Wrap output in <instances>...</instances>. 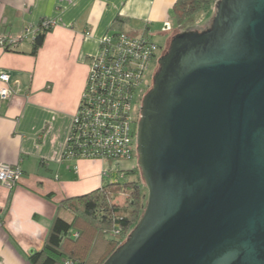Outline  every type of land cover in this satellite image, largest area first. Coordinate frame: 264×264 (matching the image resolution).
<instances>
[{"label": "water", "instance_id": "water-1", "mask_svg": "<svg viewBox=\"0 0 264 264\" xmlns=\"http://www.w3.org/2000/svg\"><path fill=\"white\" fill-rule=\"evenodd\" d=\"M143 95V212L102 264H264V0L174 34Z\"/></svg>", "mask_w": 264, "mask_h": 264}, {"label": "crops", "instance_id": "crops-1", "mask_svg": "<svg viewBox=\"0 0 264 264\" xmlns=\"http://www.w3.org/2000/svg\"><path fill=\"white\" fill-rule=\"evenodd\" d=\"M175 0H0V35L15 39L41 19L54 21L35 54L31 34L15 48L0 46V70L13 94L0 104V163L18 164L21 176L0 183V264H31L55 216L70 222L61 201L97 189L102 159L63 157L98 41L119 29L154 37L167 28Z\"/></svg>", "mask_w": 264, "mask_h": 264}, {"label": "built area", "instance_id": "built-area-1", "mask_svg": "<svg viewBox=\"0 0 264 264\" xmlns=\"http://www.w3.org/2000/svg\"><path fill=\"white\" fill-rule=\"evenodd\" d=\"M42 26L53 27L54 21L44 19ZM36 30L37 25L28 27L15 39L0 35V46L15 48L29 34L32 40ZM159 49L157 43L142 36L106 33L99 38L97 52L89 58L84 88L66 139L64 158L73 159L78 153L84 159L129 156L132 135L136 136L130 125L138 122L144 95L142 89L149 86L151 68L157 63ZM13 92L9 74L0 70V104ZM20 176L18 164L0 163L2 185L12 188Z\"/></svg>", "mask_w": 264, "mask_h": 264}, {"label": "trees", "instance_id": "trees-1", "mask_svg": "<svg viewBox=\"0 0 264 264\" xmlns=\"http://www.w3.org/2000/svg\"><path fill=\"white\" fill-rule=\"evenodd\" d=\"M217 1L175 0L171 17L177 26L189 22L190 29L187 30H196L190 22L192 17L200 11H210ZM43 20L37 23L36 33L31 40L33 54L52 28L43 27ZM123 22L124 19L118 16L112 25V31L107 34L117 36L123 33L129 37H136L119 29ZM138 36L148 38L144 34ZM10 48L9 45L4 47L6 50ZM132 125L133 123L130 128ZM131 131L135 133L132 128ZM130 142L132 149L129 156L102 159L109 164L115 162L116 167L113 170L110 167L104 168L106 175L102 176L101 185L97 189L61 201V204L73 214V219L68 222L55 216L42 248L29 256L31 264H65L66 261L72 264H102L126 239L142 214L146 194L138 166L135 164L123 170L117 165V162L133 159L135 153L133 135ZM73 159L84 158L78 153ZM121 195L125 197L120 204L116 200Z\"/></svg>", "mask_w": 264, "mask_h": 264}, {"label": "rangeland", "instance_id": "rangeland-1", "mask_svg": "<svg viewBox=\"0 0 264 264\" xmlns=\"http://www.w3.org/2000/svg\"><path fill=\"white\" fill-rule=\"evenodd\" d=\"M215 12V6L211 8L210 11H200L198 12L195 16L192 17V20L190 21L191 23H193V29L196 30H203L206 26L210 25L212 17L214 15ZM170 22L167 24V28L166 29H162V32L164 33H160L158 34V36L154 37V40L156 41V43L158 44V46H160V49L157 53L158 58L167 50L169 42L172 38V36L174 34H176L177 32L180 31H184L187 29H190V23L189 22H184L183 25L181 26H177L174 23L173 18L170 15L169 18ZM129 33V32H128ZM131 34V33H130ZM158 70V64L156 63L154 65V67L151 68V72H150V76H149V86L146 88L142 89L143 94H145L148 89L151 87L152 85V76L153 74ZM132 130H137V123L133 124L131 126ZM134 149H135V153H134V157L131 160H123L120 162H117V165L119 166L120 169L126 170L129 169L131 166L133 165H137V151H136V136L134 137ZM106 167H110L112 170L116 167V163L115 162H111V164H109V166L107 165ZM146 188V187H145ZM147 194V190L145 189L144 191ZM146 194H145V202H146ZM124 195H121L117 198V202L118 203H122L124 200ZM143 212V211H142ZM134 227V226H133ZM64 264V263H63Z\"/></svg>", "mask_w": 264, "mask_h": 264}]
</instances>
